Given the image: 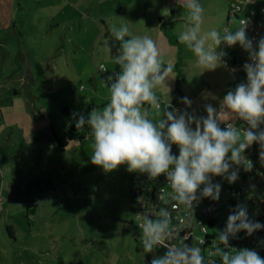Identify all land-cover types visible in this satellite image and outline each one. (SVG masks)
Returning <instances> with one entry per match:
<instances>
[{"label": "clouds", "instance_id": "9594fccd", "mask_svg": "<svg viewBox=\"0 0 264 264\" xmlns=\"http://www.w3.org/2000/svg\"><path fill=\"white\" fill-rule=\"evenodd\" d=\"M181 6L188 10L191 27L178 39L193 52L198 67H223L235 74L239 69L229 68L221 45H238L248 54L243 65L246 79L227 91L219 109L206 104V116H197L187 111L192 106L188 97L181 98L186 106L183 111L171 103L162 106L154 89L167 87L173 65L163 63L151 37L133 35L128 24L122 23L110 28L113 39L119 42L112 57L119 71L108 77L110 87L105 84L109 102L103 109L94 107L86 118L77 114L75 122L76 128L89 127L93 165L105 173L127 165L129 173L146 174L150 180L164 175L172 190L170 200L175 202L172 208L183 205L193 211L204 198L219 200L221 185L213 183L214 176L231 184L238 180L241 167L252 170L253 163L245 152L253 144L259 145V160L264 165V37L254 46L247 34V19L234 31H203L204 8L199 0H181ZM153 110L162 113L160 119L150 118ZM236 121H242V127H237ZM173 145L178 147V155L173 154ZM143 200L140 197L138 202ZM137 215L141 217L138 227L144 251L152 254L158 248L166 250L163 255H154L150 264H264V257L255 249L230 246V240L241 231L252 236L264 229V224L249 217L246 205L237 204L226 226L216 229L218 243L211 257L218 260L206 258L201 246L188 243L190 234L173 243L180 232L172 223L169 208Z\"/></svg>", "mask_w": 264, "mask_h": 264}, {"label": "rangeland", "instance_id": "374dc122", "mask_svg": "<svg viewBox=\"0 0 264 264\" xmlns=\"http://www.w3.org/2000/svg\"><path fill=\"white\" fill-rule=\"evenodd\" d=\"M235 2L204 0V31L219 24L222 31L227 28L228 6ZM213 6H219L215 12ZM238 27L234 18L231 30ZM226 50L235 56L242 49ZM5 73L0 78V264H150L154 255H163V248L147 254L135 239L141 234L138 207L131 185L127 193L119 175L127 165L105 173L91 163L93 140L76 137L63 153L47 139L55 131L67 133V118L47 108L43 118L34 104H63L65 93H44L38 85L32 91L23 88L21 75L10 66ZM219 202L221 210L211 218L224 228L235 207Z\"/></svg>", "mask_w": 264, "mask_h": 264}, {"label": "crops", "instance_id": "0c3cea01", "mask_svg": "<svg viewBox=\"0 0 264 264\" xmlns=\"http://www.w3.org/2000/svg\"><path fill=\"white\" fill-rule=\"evenodd\" d=\"M203 1L199 0V3L205 13ZM235 4L228 6L225 22L229 30ZM217 7H211L212 11L215 12ZM122 23L128 24L133 35L151 37L161 51L163 63L173 65L166 82L170 91L164 86L154 89L162 106L171 103L183 111L186 106L181 103V98L188 97L192 106L187 111L206 116L204 106L212 104L219 109L227 91L238 84L231 72L223 67L215 70L198 67L193 52L179 42V34L191 27L188 10L181 6V0H0V63L4 62V66H0V78L5 77L8 66L17 73L21 58L23 72L20 78H15H19L23 88L33 91L38 85L44 93L59 97L65 93L63 104L60 100L55 104L35 102L36 113L44 118L48 115L46 108L55 110L67 118L69 126L77 114L86 118L94 107L103 109L109 102L110 93L105 84L110 87V82L103 79L99 67L105 65L110 76L119 71L112 58L117 54L119 42L109 36L111 26ZM204 23L203 18V31ZM222 27L219 24L216 30L222 32ZM221 48L227 51L224 45ZM232 54L226 55L225 60L232 59ZM36 60L40 61L37 69ZM161 116L162 113L153 110L150 118L155 121ZM50 123L47 118V127L51 128ZM67 130L64 136L55 131L46 137L56 147V137L67 138L68 127ZM87 140L91 139L81 141ZM38 143L36 139V149ZM172 152L178 155V147L173 145ZM119 173L129 193L132 173L127 171V166ZM55 192L57 190H54V197ZM139 237L137 234L135 239L139 241Z\"/></svg>", "mask_w": 264, "mask_h": 264}, {"label": "built area", "instance_id": "2783aa9c", "mask_svg": "<svg viewBox=\"0 0 264 264\" xmlns=\"http://www.w3.org/2000/svg\"><path fill=\"white\" fill-rule=\"evenodd\" d=\"M231 13L235 19L239 20V27L245 19L249 21L247 34L249 38L253 39L255 46L256 42L261 37H264V2H261V0H236V4L231 10ZM224 47L226 49L229 48ZM246 62H248V54L243 49L239 54L227 61L229 68L235 67L239 69L235 74L231 73L238 83L246 79V74L243 71V65ZM99 69L103 79L108 81L110 74L105 65H100ZM105 69L106 71H104ZM235 123L237 127H242V121H236ZM221 127H224V125ZM86 138L92 140L91 136H86ZM245 156L252 161V170L245 171L241 167L239 169L238 180L231 184L223 177L214 176L213 183H219L221 185L219 200L213 201L204 198L195 206L193 211L183 205H179L175 209L172 208L175 202L170 200L172 190L167 185V179L164 175L159 176L155 180H150L146 174L132 173L130 177L131 194L134 205L136 203L138 207L137 214L154 211L158 207L169 208L172 211V223L180 232V235L173 243H179L181 237L190 234L188 241L196 246H201L203 248L202 254L206 258L218 260L217 257H211V252L218 243L215 230H222L223 228H217L218 221L211 218V214L221 210L219 201L224 202V207H236L237 204L246 205L249 217L254 221L264 224V165L259 160V145L253 144L246 150ZM140 197L144 198L143 202H138ZM232 211L233 209L229 211L228 216ZM136 218L139 225L141 217L136 215ZM139 240L142 244L140 237ZM201 240L204 241L202 245L200 243ZM261 241H264V229L253 233L252 236H247L245 232L241 231L237 234L236 238L230 240V246L236 248H252L261 257H264V244Z\"/></svg>", "mask_w": 264, "mask_h": 264}, {"label": "trees", "instance_id": "16d2710c", "mask_svg": "<svg viewBox=\"0 0 264 264\" xmlns=\"http://www.w3.org/2000/svg\"><path fill=\"white\" fill-rule=\"evenodd\" d=\"M261 2H264L261 0ZM18 64L20 66V69L17 71V73L21 74L23 72V61L21 58L18 59ZM78 119V116H75V119L71 122V124L68 127L69 129V136L67 138H57L56 137V143L60 147L61 151L64 152L65 148L68 146V142L71 140H74L75 137H79L80 140L86 139V136H91L89 127L87 125L76 128V120ZM92 137V136H91ZM188 243L192 244L190 241Z\"/></svg>", "mask_w": 264, "mask_h": 264}, {"label": "water", "instance_id": "95a60500", "mask_svg": "<svg viewBox=\"0 0 264 264\" xmlns=\"http://www.w3.org/2000/svg\"><path fill=\"white\" fill-rule=\"evenodd\" d=\"M264 1V0H263Z\"/></svg>", "mask_w": 264, "mask_h": 264}]
</instances>
